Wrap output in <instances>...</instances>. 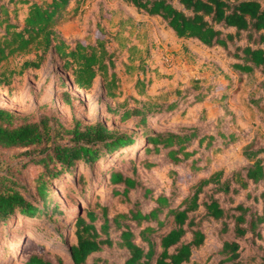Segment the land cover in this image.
I'll return each instance as SVG.
<instances>
[{
    "label": "trees",
    "instance_id": "1",
    "mask_svg": "<svg viewBox=\"0 0 264 264\" xmlns=\"http://www.w3.org/2000/svg\"><path fill=\"white\" fill-rule=\"evenodd\" d=\"M123 1L138 13L161 19L179 39L196 40L209 49L221 47L228 50L235 60L230 68L239 83L244 82L243 78L257 73L264 77V4L260 0ZM13 2L0 0V63L14 56L34 53L35 59L27 60L21 66L19 74H23L27 70L40 69L46 55L54 53L62 61V70L72 77L77 90H90L95 79L102 76L107 96H117L115 90L119 89L120 76L116 71L115 52L107 48L106 38L97 36L93 45L82 42L70 45L58 31L77 13L70 14L72 0H24L21 3L28 7L21 21L17 18L16 10L15 15H11L9 4ZM98 27L101 29L100 25ZM236 41H244L245 44L240 45ZM190 83L186 87V94L191 93L197 102L201 81L193 79ZM263 84L262 81L260 85ZM62 96V103L69 107L72 103L70 91H63ZM176 108L175 105L164 107L150 101L140 108L125 111L121 121L139 118L137 125L144 126L140 134L121 133L115 128H107L100 121L85 127L77 123L73 129H66L59 123L53 124L48 117L38 122L20 124L15 114L0 109V147L42 146L45 148L44 156L38 162H42L47 169L49 162L55 163L53 168L48 169L53 179L63 172L73 173L78 167L101 165L107 178L105 185L102 184L104 190H110L112 197L124 198L132 206L126 213L110 215L112 204L101 205L99 197L94 208H86L75 214L71 224L75 242L68 244L64 239L69 245L71 264H104L108 260L101 254L105 247L114 245L125 252L123 264H189L193 251L200 249L207 238L203 222H197L193 216L201 209L205 211V219L221 222L223 234H232L231 239L222 242L219 253L223 258L218 264H264V253L260 258L251 256L245 260L241 254L245 238L262 241L264 245V190L258 196L249 191L250 185H260L264 189V148L255 150L254 143L243 149L249 166L235 172L232 177H224L222 170L199 177L208 166L206 155L201 157L200 162L199 159H192L188 165L189 174L179 175L175 169H170L173 185L177 184V180L189 183L193 176L199 178L188 187V193L183 197L175 189H171L169 195L161 193L157 197H151V190H145L144 194L153 198L154 202L148 213H142L139 202L129 203L130 192L142 186L136 179L137 165L155 168L160 163L150 158L164 156L167 164L175 168L187 163L196 154V150L189 151L193 140L198 141L199 148L204 141L207 142L206 149L213 146L214 137L209 134L199 137L201 132L196 127L183 128L177 133L148 129L150 120L166 109ZM218 136L224 138L225 144L236 138L234 134L219 133ZM139 144H142L140 148L145 156L142 161L140 148L137 149ZM132 147L135 158L129 161L132 173L128 175L110 162L116 160L125 165V154ZM203 160L206 161L205 166L201 165ZM241 191H246V198H252L255 203L262 201L261 209H253L243 203L233 209H225L216 197L217 194L229 196L233 203L234 197ZM38 194L42 200L41 208L29 202L16 189L0 188V224L17 215L31 219L49 215L46 182L38 185ZM56 213L62 214V211L53 209L50 217ZM132 224L139 228L138 233L131 229ZM162 230L165 231L160 233ZM113 233L117 235L113 236ZM188 236L190 240L186 242ZM155 238H158L157 243ZM57 262L64 264L60 257ZM25 264L54 263L34 254Z\"/></svg>",
    "mask_w": 264,
    "mask_h": 264
},
{
    "label": "rangeland",
    "instance_id": "2",
    "mask_svg": "<svg viewBox=\"0 0 264 264\" xmlns=\"http://www.w3.org/2000/svg\"><path fill=\"white\" fill-rule=\"evenodd\" d=\"M4 1L8 3L9 0ZM22 1L14 0L9 4L11 15L14 16L16 10L20 21L28 7ZM260 1L264 4V0ZM69 11L70 14L77 13L58 30L68 44L82 42L93 45L97 36H103L109 51L115 52L116 71L120 76L119 89L115 90L117 96H107L102 76L95 79L90 90L77 91L72 77L62 70V61L54 53L46 55L40 69L19 74L25 61L35 59L34 53H31L0 63V109L15 114L20 124L38 122L48 117L53 124L59 123L66 129H73L77 123L85 127L100 121L107 128H115L121 133L140 134L144 126L137 125L139 118L121 121L125 111L140 108L150 101L164 107L177 106L176 109H166L150 120L148 129L177 133L183 128L196 127L201 132L199 137L204 134L214 137L213 146L206 149L207 142L204 141L199 148L198 141L193 140L189 151L196 150V154L179 167L167 164L164 156L150 158L160 163L158 167L137 165L136 179L142 186L130 192L129 203L139 202L142 213H148L154 206L153 198L145 195V190H151V197H157L161 193L169 195L170 190L175 189L183 197L188 193V187L199 179L193 176L189 183L177 180V184L173 185L170 169H175L179 175L189 174L188 165L192 159H199L200 162L201 157L208 155V166L199 177L222 170L224 177L229 178L249 166L243 155L246 145L254 143L255 150L264 148V84L260 85L264 77L257 73L243 78V87H230L234 79L230 66L235 60L228 50L221 47L209 49L196 40H179L161 19L138 13L123 0H72ZM236 43L245 44L244 41ZM186 62L198 66L200 74L204 73L199 79L203 84L196 93L199 95L197 102L183 88L189 77L181 74V67ZM67 90L72 96L69 107L62 103V93ZM219 133L234 134L236 138L225 144ZM43 149L42 146L0 147V188L16 189L29 202L41 208L38 185L46 182L50 203L49 215L43 214L34 219L17 215L1 222L0 264H25L34 254L54 264H58V257L64 264H71L68 244L75 242L71 228L75 214L86 208H94L99 197L101 205L112 204L110 215L126 213L132 207L124 198H114L110 190H104L102 184L105 185L107 178L101 165L78 167L73 173L63 172L51 178L48 169L53 168L55 163L49 162L47 169L42 162H38L44 156ZM132 150L133 147L125 154V165L116 160L111 161V165L130 175L132 165L129 161L135 158ZM139 150L142 161L145 156L141 148ZM201 165L205 166L206 161L203 160ZM263 190L260 185L249 187V191L256 196ZM216 197L225 209H233L239 203L253 209L260 210L262 207V201L255 203L252 198L247 199L246 191L235 196L233 203L229 196L217 194ZM53 209L62 211V214L56 213L50 217ZM204 215L203 209L193 215L197 222H203L207 238L200 249L193 251L189 264H218L223 258L219 253L223 240L232 238V234L221 232V222L207 220ZM229 225L232 228V224ZM131 229L139 232L135 224L131 225ZM116 235L113 233V236ZM189 240V236L185 238L186 242ZM155 241L157 243L158 238ZM263 253L262 241H253L251 237L243 239V260L251 256L260 258ZM101 256L108 260L104 264H123L125 252L114 245L105 247Z\"/></svg>",
    "mask_w": 264,
    "mask_h": 264
},
{
    "label": "crops",
    "instance_id": "3",
    "mask_svg": "<svg viewBox=\"0 0 264 264\" xmlns=\"http://www.w3.org/2000/svg\"><path fill=\"white\" fill-rule=\"evenodd\" d=\"M177 39H179V38H177ZM179 40H182V39H179ZM178 48L181 49V47H178ZM179 49H177V50H179ZM181 74H182V76H185V75L189 76L188 80L185 81V83L183 84V88L189 87L191 85L190 81H192L193 79H202V78H200V75L204 76V73L203 74L199 73L198 66L192 65V64H187V62L181 67ZM232 74L234 76V79L231 82L230 87H233V88L243 87L244 83H239V80L237 79V77L233 73V71H232ZM201 84H203V82H201ZM77 91H79V90H77ZM156 94H158V93H156Z\"/></svg>",
    "mask_w": 264,
    "mask_h": 264
},
{
    "label": "bare ground",
    "instance_id": "4",
    "mask_svg": "<svg viewBox=\"0 0 264 264\" xmlns=\"http://www.w3.org/2000/svg\"><path fill=\"white\" fill-rule=\"evenodd\" d=\"M141 145H142V144H139V145L137 146V149H139V148L141 147Z\"/></svg>",
    "mask_w": 264,
    "mask_h": 264
}]
</instances>
